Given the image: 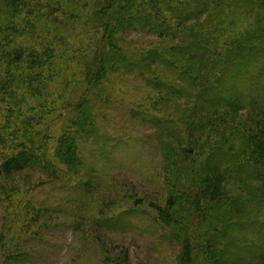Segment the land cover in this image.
<instances>
[{"label":"trees","instance_id":"obj_1","mask_svg":"<svg viewBox=\"0 0 264 264\" xmlns=\"http://www.w3.org/2000/svg\"><path fill=\"white\" fill-rule=\"evenodd\" d=\"M215 1L0 0V179L13 182L26 170H40L59 182L75 181L80 196L89 197L95 187L91 178L80 177L86 165L80 144H94L92 158L113 161L118 145L97 122L98 111L106 104L100 83L109 72L123 70L156 92L158 103L151 102L156 113L159 105H178L179 111L182 101L193 106L183 111L178 122L186 126L184 135L181 127H171L169 118L134 114L149 119L162 142L161 180L168 196L163 206L156 201L149 208L181 248L179 264H264V251L254 253L253 246L247 247L235 236L245 231L264 238L263 223L254 231H250L253 225L247 229L242 225L251 224L250 217L264 206V95L254 98L249 88L253 82L264 92V0ZM31 5L35 10L46 9L47 18L56 9L63 10L66 21L61 23V16L60 25L94 24L93 34L78 47L68 42L60 50L47 48L46 53L29 47L25 39L34 40L35 30L43 23L40 12H28ZM62 5L66 8H58ZM220 6L234 8L236 23L241 17L249 22L230 42L199 26L209 9ZM127 31L175 45L159 44L146 54L139 51L128 56L117 44ZM242 62L256 69L243 71ZM159 69L175 75L174 80L161 78ZM230 76L242 86L231 80L225 85L224 79ZM219 107L224 111L218 113ZM245 111L250 112L249 122L234 126ZM213 117L219 120H210ZM47 120L52 126L48 121L41 130ZM204 137L206 143L213 142L208 149L213 154L203 153L202 160L197 153L204 152L205 147L198 146ZM236 181L250 196L253 211L242 197H230L229 186ZM251 181L256 185H248ZM138 211H123L99 223L111 231H129ZM5 254L9 262L28 257L11 249ZM126 258L120 264H127V254Z\"/></svg>","mask_w":264,"mask_h":264},{"label":"rangeland","instance_id":"obj_2","mask_svg":"<svg viewBox=\"0 0 264 264\" xmlns=\"http://www.w3.org/2000/svg\"><path fill=\"white\" fill-rule=\"evenodd\" d=\"M219 2L220 0H217V3ZM220 7L215 10L209 9L203 15V23L202 18L200 19L199 26H204L206 33H212L213 36L219 37L220 41L230 42L239 37L238 35L244 31L249 22L241 17L236 23L234 20L235 18L237 20L238 15L234 8ZM32 8L33 5L28 12L31 14L35 12L33 15L40 12L39 16H43V23L37 26L38 29L33 34L34 40L30 42L25 39V41L28 42L29 47L37 48L40 52H48L47 48L60 50V47L68 42L71 47L82 46L84 37L93 34L90 28L94 24L86 27L83 25V28L78 23L74 26L60 25L61 16V23L65 18L63 10L58 12L56 9L53 12L54 16L47 18L45 8L44 11ZM58 8L63 9L66 6L62 5ZM122 36L123 42L117 44L128 56L135 55L139 51L146 54L156 49L159 44L168 47L174 44L158 37L138 35L129 31ZM249 64L242 62L240 68L243 71L247 67L256 69ZM158 72L166 81L175 78V75L166 70L159 69ZM1 75L0 72V77ZM230 80L238 87L242 86L234 76L224 79V84L228 85ZM145 84L136 75L128 74L123 70L116 74L109 72L108 78L100 83L106 104L102 103L104 107L98 111L97 122H100L103 132L110 134L111 141L116 142L118 148L113 161L108 162L100 158H92L90 151L94 148V144H80V156L86 159L80 177L84 180L91 178L93 181L91 187H95L89 197L80 196L75 188L80 186L75 181L68 179L59 182L40 170H26L13 182L0 179V264H120L127 260L126 254L127 264H179L181 248L170 240V232L157 223L156 212L149 208L156 201L159 202V206H163L168 196L163 186V179L161 180L162 169L165 166L162 142L155 136L150 120L134 114L147 113L149 116L165 118L164 121L169 118L172 121L171 127H181V133L184 135L186 126L178 122L183 117V111L192 110L193 106L182 101L179 103L182 111H179L178 105L176 107L174 104L159 105L156 113L151 102L156 105L159 96ZM249 85L254 98H257L259 93L264 95L260 89L261 85L254 86L253 82ZM83 88L81 85L80 90ZM96 91L94 88L93 92ZM223 109L219 107L218 113L223 112ZM249 115V111L242 113L241 117L236 119L239 123L235 120L234 126H239L240 122H249ZM210 120H219V117ZM48 121L41 125V130L45 129ZM49 125L52 126L50 121ZM206 141L208 138L204 137V140L198 143L200 149L203 147L206 149L197 153L202 155L200 157L202 160L203 156L210 155L208 149L213 145L212 141L209 140L208 143ZM1 145L3 144H0V150ZM216 146L215 144V148ZM235 147L239 146L236 144ZM217 150L214 149L213 152ZM2 160L0 153V166ZM239 184L238 181L231 183L230 197L232 199L242 197V200L249 205L248 208L253 211L248 200L250 196ZM251 184L248 185H256L252 181ZM258 207L259 211H255L250 217L251 224H247L246 221L242 223L247 225L245 229L253 225L250 231H254L259 223L264 224V206ZM133 209L139 211L132 219L134 225L132 230L111 231L106 226L101 227L99 223L100 220L108 222L121 212ZM235 236L241 237V240L247 243V247L253 246L254 253L260 254L264 251V238L259 234L249 235L244 231L236 232ZM9 249L13 252L17 250L24 252L28 257L22 262H9L5 254Z\"/></svg>","mask_w":264,"mask_h":264}]
</instances>
